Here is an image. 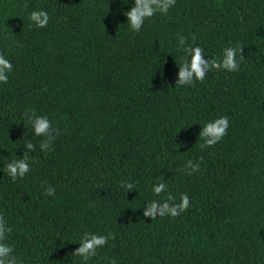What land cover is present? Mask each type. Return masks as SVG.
<instances>
[{"label":"trees","instance_id":"16d2710c","mask_svg":"<svg viewBox=\"0 0 264 264\" xmlns=\"http://www.w3.org/2000/svg\"><path fill=\"white\" fill-rule=\"evenodd\" d=\"M133 3L0 0V53L13 65L0 83L5 243L22 264H81L84 232L114 235L87 264H264V0H176L138 32L123 14ZM35 10L47 27L29 20ZM179 35L204 59L243 46L239 70L176 85ZM33 110L59 129L47 152L24 118ZM221 116L227 134L201 148V128ZM30 141V171L13 181L5 166ZM188 160L200 170L188 175ZM158 182L189 208L145 217L167 195L152 192Z\"/></svg>","mask_w":264,"mask_h":264},{"label":"clouds","instance_id":"9594fccd","mask_svg":"<svg viewBox=\"0 0 264 264\" xmlns=\"http://www.w3.org/2000/svg\"><path fill=\"white\" fill-rule=\"evenodd\" d=\"M175 3L176 0H134L130 10L123 14L127 19L126 23L129 25L130 30L138 32L147 18L154 16L158 12L166 15L169 8ZM49 19L48 14L43 10H35L29 14V20L38 28L47 27ZM192 40H195V35L192 36ZM178 48L183 53L180 57L178 79L176 82V85L180 86H193L195 81L203 82L206 73L212 70L236 72L239 70L240 62L244 59V56L241 54L243 46L239 45L224 48L219 58L204 59V50L199 46L194 47L192 44L187 43L186 38L182 35L178 36ZM238 56L239 59L237 58ZM12 69L13 65L0 53V83L6 84L8 82V73ZM24 118L33 129L34 135L43 137L39 147L41 151L47 152L53 140L59 135V129L53 128L47 116L37 115L34 110L26 112ZM228 128L229 120L227 116H221L205 123L199 133V137L204 141L201 144V148L212 147L219 143L227 134ZM34 150V144L31 141L27 142L24 155L6 164L4 170L13 181H16L17 178H23L30 171L28 152ZM185 168L190 169L188 175H192V173L200 170V165L194 164L192 160H188ZM120 186L128 191L134 189V185L127 181H122ZM41 187L44 188L46 196L55 195L54 187L50 185L45 187L43 184ZM152 192L157 197H160L162 193H167V195L163 199H153L148 202L143 209L145 217L151 219H155L157 216L175 218L190 206V200L186 193L180 194L179 202L177 203L175 202L176 197L167 192V185L163 182L156 183L152 187ZM10 232L11 228L7 226L3 216H0V264H22V261L13 254V247L5 243L6 234ZM109 239H114V235L111 233L98 235L84 232L77 241L80 246L73 254L81 258V264H87V261L97 255V249L104 247ZM108 264H115V260H108Z\"/></svg>","mask_w":264,"mask_h":264}]
</instances>
